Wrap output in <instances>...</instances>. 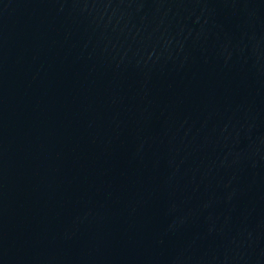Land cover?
<instances>
[{"label": "water", "instance_id": "water-1", "mask_svg": "<svg viewBox=\"0 0 264 264\" xmlns=\"http://www.w3.org/2000/svg\"><path fill=\"white\" fill-rule=\"evenodd\" d=\"M0 264H264V0H0Z\"/></svg>", "mask_w": 264, "mask_h": 264}]
</instances>
